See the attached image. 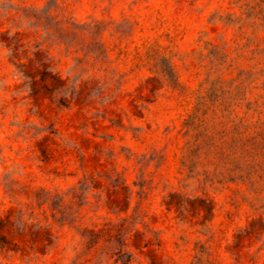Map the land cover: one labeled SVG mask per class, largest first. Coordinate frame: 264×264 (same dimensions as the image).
Returning <instances> with one entry per match:
<instances>
[{"label":"rangeland","instance_id":"374dc122","mask_svg":"<svg viewBox=\"0 0 264 264\" xmlns=\"http://www.w3.org/2000/svg\"><path fill=\"white\" fill-rule=\"evenodd\" d=\"M244 3L0 0V264H72L78 229L109 223L132 264H195L201 246L264 264V108L246 113L264 32L210 22ZM16 180L80 195L76 222L14 225Z\"/></svg>","mask_w":264,"mask_h":264},{"label":"trees","instance_id":"16d2710c","mask_svg":"<svg viewBox=\"0 0 264 264\" xmlns=\"http://www.w3.org/2000/svg\"><path fill=\"white\" fill-rule=\"evenodd\" d=\"M240 1H238L239 3ZM244 4L240 7L244 12L242 17L231 20L229 17H216L213 16L210 22L220 20L225 22L226 25H239V29L245 27H253L255 31L264 32V0H244ZM264 75V71H262ZM244 75V73L239 76ZM214 95V93L212 94ZM63 105V103H62ZM247 112L254 111L262 114L264 108V95L258 96L254 102H248L246 104ZM6 194L13 203L17 204L18 213L14 225H28L32 223L33 231L38 232L41 229H47L51 226L49 219L61 220L62 225H72L76 220L72 221V217L75 215L78 217V212H73L69 207L67 201H76L80 198V195L74 193L73 197H69V194H60L58 192L48 191L46 189H34L31 186H20L18 180L14 181L12 185H4ZM18 187H21L20 189ZM26 198L33 205H37L36 208L25 210V206L30 204L24 202ZM70 198V199H69ZM29 210H31L29 212ZM38 210V212H36ZM51 212V215H48ZM29 216V217H26ZM43 216L46 221L41 220L39 217ZM27 218V219H26ZM75 218V219H76ZM25 220H27L25 222ZM124 224L109 223L102 228L93 227H81L77 231V240L74 248L75 256L72 264H77L79 259H82L93 250H97L101 246L110 245L113 247L112 254L109 257V262L113 261L114 264H132L134 257L132 253L127 249V240L123 237ZM213 254L208 251V248L201 246L200 255L197 257L195 264H214L212 259Z\"/></svg>","mask_w":264,"mask_h":264}]
</instances>
